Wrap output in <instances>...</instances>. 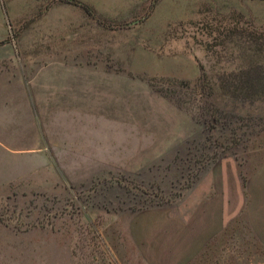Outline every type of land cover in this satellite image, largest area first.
Segmentation results:
<instances>
[{
    "label": "rangeland",
    "instance_id": "obj_1",
    "mask_svg": "<svg viewBox=\"0 0 264 264\" xmlns=\"http://www.w3.org/2000/svg\"><path fill=\"white\" fill-rule=\"evenodd\" d=\"M263 99L264 0H0V264H146L130 214L250 167Z\"/></svg>",
    "mask_w": 264,
    "mask_h": 264
},
{
    "label": "crops",
    "instance_id": "obj_2",
    "mask_svg": "<svg viewBox=\"0 0 264 264\" xmlns=\"http://www.w3.org/2000/svg\"><path fill=\"white\" fill-rule=\"evenodd\" d=\"M207 168L176 201L130 214L126 235L146 264H264V154Z\"/></svg>",
    "mask_w": 264,
    "mask_h": 264
},
{
    "label": "trees",
    "instance_id": "obj_3",
    "mask_svg": "<svg viewBox=\"0 0 264 264\" xmlns=\"http://www.w3.org/2000/svg\"><path fill=\"white\" fill-rule=\"evenodd\" d=\"M74 2V1H73ZM75 4L81 5L79 1H75ZM85 7V5H84ZM87 8V6H86ZM236 77H234L233 85L234 89L232 91V99L233 101H244V100H255L254 96L258 95L259 98H262L259 96L260 90L259 88L261 87V84L263 82L262 76L259 75V73L253 72V73H248V72H243L242 74H238ZM264 102V99H263ZM214 119V118H213Z\"/></svg>",
    "mask_w": 264,
    "mask_h": 264
}]
</instances>
